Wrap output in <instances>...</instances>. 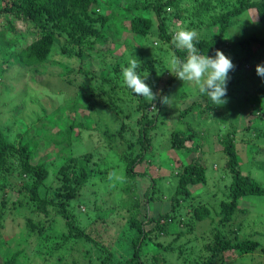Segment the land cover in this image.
<instances>
[{"label":"trees","instance_id":"16d2710c","mask_svg":"<svg viewBox=\"0 0 264 264\" xmlns=\"http://www.w3.org/2000/svg\"><path fill=\"white\" fill-rule=\"evenodd\" d=\"M111 7H114V12L122 14V17L114 15V12L109 13ZM250 10H255L258 21L264 25V0H126L123 6L113 4L110 0L107 4H104V0H0V19L6 23L0 30V35H8L10 48L16 46L14 47L16 51L9 52V56L14 58L15 62L29 68L41 67L49 59L57 43L63 39L61 53L80 60L79 69L76 72L74 68L63 65V72L60 74L62 79L66 78L68 85H72L73 81L68 78L72 73L88 76L94 72L82 69L80 65L84 56L93 52L98 53L96 46L110 39V25L114 26L115 32L114 36L112 35L114 38L121 32L128 31L136 45L131 42H122L119 45V48H123V55L115 58L111 68L106 70L105 76L102 77L100 85L91 90V98L87 106L90 112L102 107L113 111L118 116L121 110L116 104L115 94L117 89L126 87L122 80L121 68L128 66V61L134 58L135 51L136 58L141 62V66L136 71L142 78L147 76L145 81L148 80V83L152 82L151 79H162V75L167 73L164 60L168 52H171L172 56L175 54L181 59L185 58L186 53L171 44L175 26L172 24V18L178 20L183 28L187 26L198 33L202 29L208 33L214 32L213 36L198 34L199 43L197 44L201 53L213 55L215 49L220 50L226 47L225 36L233 26L235 19ZM16 22L32 27L38 35L34 41L21 48H17L16 38L10 36V33L17 28ZM174 28L177 29V27ZM149 38L157 40L155 44L158 46H153L152 49L154 44L150 43L151 47L148 44L145 45L147 49H135L143 41L146 43ZM255 45L257 48H254ZM239 47L241 57L233 63L235 69L229 73L228 87L239 80L237 77L243 75L241 73L246 71V67H255L258 64L259 53L264 50V38L254 35L247 37L239 43ZM164 49L166 51L162 53L164 56L156 57ZM154 54H156L155 58L150 59ZM147 56L151 57L148 59ZM175 78L171 76L165 81L166 84L160 95L168 94ZM129 91L131 92L130 89ZM262 91L264 88L258 90L257 93ZM262 94L264 95V92ZM206 101L208 105L203 109L194 102L182 113L181 118L192 110L199 113L213 112L216 107L210 104L207 97ZM155 102L157 110L163 107L159 98ZM258 102H252L249 106L248 114L252 116L253 122L244 128L245 133L249 135L258 125L264 123V101L262 103L258 100ZM151 103V101L139 99L135 107H132L133 114L140 115V118L136 120V128L126 122L131 119V115L128 114L121 119L115 132L106 131L105 133L109 142L118 139L126 146L119 155L124 169L122 195L126 194L122 196L124 202L121 201L123 203H120L119 207L127 213L124 219L131 229V237L134 236L130 240L131 257L123 255L120 259H117L110 244H105L99 236H94L88 229L77 223L70 210L72 202L82 196V191L88 188L90 180L95 178L99 181L107 177L108 173L115 172L114 168H100V164L92 161L90 152L77 157L69 155L63 157L64 162L59 166L55 175L57 186L52 188L47 181L50 173L44 158L35 162L39 149L38 142L32 138L27 139L29 134L25 132L26 130L18 135L16 142H11L0 127V189L8 188L9 184L4 179L17 173L21 181L19 185H15L14 189L18 197L24 200H19L17 204H14V208L23 207L45 219L60 217L68 230L66 235L51 238L46 235L45 222L26 218L24 228L28 236H40L48 242L53 241L57 246L69 240L85 241L99 251V264H175L183 257L184 251L182 246L176 248L174 244L184 238L187 244L195 242L198 237L192 238L191 233L196 224L200 225L209 221L212 227L209 230L204 228L202 232L208 235L211 242L204 246L205 257L200 264H215L217 257L224 253H236L243 256L259 250L264 254V247L259 241L249 238L232 240L226 236L229 225L234 223L237 214L246 213L245 210L239 209L240 205L247 199L264 197V186L251 175H244L241 172V159L235 140L239 133L237 127L226 129L225 134L218 138V143L222 146V152L226 158L225 175L229 178L231 176V181L224 185L225 190H222L218 206L209 207L201 204L193 208L187 222L184 220V215L178 213L181 205L193 197L190 187L207 183L206 170L197 157L192 162L178 167L177 183L169 200V211L151 215L154 202L162 196V192L156 185L159 178L156 170L154 175L147 172L152 166L149 157L152 139L148 133L156 126L157 121L154 116L149 117L147 113ZM81 126L84 127L82 121H78L59 127V131L52 139L54 149L62 146L63 143L70 145L72 131ZM48 131L49 129L43 128L36 130L40 136L46 135ZM195 135L193 132L190 134L173 132L170 138L171 149L198 152L197 145L186 146L188 141L195 139ZM255 137L264 139V133L255 134ZM243 143L249 144L248 142ZM258 150L259 148L256 151ZM60 152L59 150L58 153ZM46 155L49 156L48 153ZM139 167L143 170H139ZM142 180L147 181L148 186L141 197L137 193L136 186L138 185L136 184ZM213 196L216 197L215 194ZM5 202V199L2 200L0 220L3 216ZM119 207L117 204L115 208L105 210V214H99L100 222L104 221L105 216L109 219L114 213L118 214ZM141 216H143L142 219H140ZM105 225H108V222ZM147 226H151L150 229H146ZM233 232L238 234L239 229ZM166 238H170L167 243L164 241ZM5 244L6 241L0 246V264H18L22 252L17 250L5 254L1 249V247H6ZM172 257L173 261L170 262Z\"/></svg>","mask_w":264,"mask_h":264},{"label":"rangeland","instance_id":"374dc122","mask_svg":"<svg viewBox=\"0 0 264 264\" xmlns=\"http://www.w3.org/2000/svg\"><path fill=\"white\" fill-rule=\"evenodd\" d=\"M107 2L109 0H104V4H107ZM110 2L120 6L126 4V0H110ZM108 12L113 13L114 7H111ZM113 14L122 17V14L117 11ZM5 24V21L0 19V30L3 29ZM172 24L177 27V29L173 27V32L183 27L174 18H172ZM16 27V30L10 33V36L16 38L17 48L30 44L38 36L30 26L16 22ZM186 29L193 30L187 28V26ZM110 32L111 37L109 40L102 42L100 45L97 44L98 53L93 52L83 57L80 67L94 71L92 75L88 76L75 74L79 69L80 60L67 57L61 53L63 39L57 43L55 50L41 67L29 68L20 65L15 62L14 58L9 56V52L16 51L14 48L16 46L10 48L8 35H0V127L5 131L7 139L11 142H16L18 135H21L25 130L29 134L27 139L32 138L38 142L39 149L37 150L38 154L35 156V162H38L42 157L44 158L50 173L47 181L52 188L57 186L55 175L59 166L64 162L63 157L69 155L77 157L90 152L93 158L92 161L100 164V168H114L115 172L108 173L107 177L99 179V181L95 178L90 180L88 188H84L82 196L72 202L70 210L77 223L88 229L94 236H99L105 244H110L117 259H120L123 255L131 257L130 240L134 236L131 237V229H129V225L124 219L127 213L119 207V204L124 202L122 196L126 195H122L123 187L121 188V186H123L124 169L119 155L122 154L126 146L118 139L109 142L105 133L106 131L115 132L121 119L128 114L131 115V119L126 122H129L131 126H135L140 115L133 114L132 107H135L139 99H148L135 96L127 87H122L119 90L117 89L115 94L116 104L121 110L120 115L117 116L113 111L102 107L96 108L93 112L89 111L87 106L89 105L88 100L91 98V90L100 85L102 77L105 76L106 70L111 68L115 58L124 53L123 48H119V45L122 42L135 43L128 31L116 34L117 37L114 38V26L110 25ZM198 34L213 36L214 32L208 33L205 29H202ZM253 35L264 38V25L258 21L255 10H250L235 19L233 26L225 36L226 47H222L220 50L234 63L236 59L241 57L239 43ZM155 41L157 40L149 38L146 43L143 41L135 49H147L145 45L148 44L151 47L150 43L154 44L151 47L153 49V46H158ZM254 48H257L256 45ZM163 52H166L165 49L160 51L157 56L156 53L152 58H150L151 56L147 57L148 59H153L155 56L163 57ZM136 55L135 51L134 56L136 57ZM171 57V52H168L167 58L163 59L167 65L165 67L167 69L163 68L167 71V75H162V79H151L152 82L150 83H148V80L145 81L153 92L159 91L161 93L166 84L165 81L171 76L173 77L168 72L170 71ZM4 61L6 62L4 63ZM261 62H264V50L259 53L258 64ZM63 65L74 68L75 72L68 77L73 81L72 85L67 84L66 78L62 79L60 77L63 72ZM241 74L243 75L237 77L239 80L236 83L229 87L227 85L226 104L218 106L212 104L209 100L210 104L216 107L211 113L210 111L199 113L191 109L192 111L181 118L182 113L194 102L198 103L202 109L206 108L208 104L206 97H201L198 94L194 83L182 82L177 78L173 80L168 94H166V96H169L168 106L163 105L161 109L157 110L154 101L155 108L152 107V104L148 107L149 117L152 115L157 121L156 126L150 129L148 133L152 139V148L149 155L152 166L147 172L154 175L156 170V175L159 176L156 185L162 192L160 199L153 204L151 215L169 211V200L177 183L176 173L178 167L192 162L197 157L206 170L207 183L190 187L193 197L183 203L181 208H177L178 213H182L185 217L184 220L187 222L191 217L190 212L193 208L201 204L209 207L218 206L224 185L231 181V176L229 178L228 175H225L224 164L226 158L222 152V146L218 143V138L220 135L225 134L226 129L232 127H237L239 132L235 140L239 149L242 174L251 175L264 186V139L255 137V134L264 133V123L258 125L250 135L244 131V128L253 122L252 116L248 114L250 104L255 101L259 103L258 100L262 103L264 101V95L262 94L264 91L257 93L258 90H263L264 80L256 74L255 67L252 66L246 67V71ZM105 88L109 90L107 86ZM78 121H82L84 127H78L72 131L70 145L63 143L55 150L52 139L59 131V127ZM222 121L224 122L222 123ZM38 128L49 129V131L46 135L40 136L36 132ZM176 131L184 134H190L191 132L196 134L195 139L188 141L186 146L195 144L198 146V152L171 149V134ZM243 142L249 144L246 145ZM258 148L259 150L256 151ZM59 150L60 153H58ZM47 153L49 154L48 157ZM139 170H143V168L141 167ZM4 180L9 186L0 189V208H2V200H6L3 216L0 220V246L6 241L4 245L6 247H1L3 253L7 254L11 251L20 250L22 256L19 258L18 264H89V262L99 264V251L85 241L69 240L68 242H61L57 246L53 241L48 242L40 236H28L24 228L26 218H32L37 222H45L46 235L51 238L66 235L68 230L60 217L45 219L23 207L18 208L16 206L14 208V204H17L19 200H24L18 197L14 189L15 185H19L21 179L16 173ZM136 185H138L136 186L137 193L142 197L148 182L142 180ZM158 193L160 194V192ZM263 198L247 199L240 205L239 209L245 210L246 213H238L234 223L229 225L226 234L228 238L232 240L249 238L259 241L264 247ZM21 203L23 204V202ZM117 204L119 207L118 214L114 213L109 219L105 216L104 221L100 222L98 215L105 214V210L109 211V209L115 208ZM106 222H108V225H105ZM150 227L147 226L146 229H150ZM210 227L212 225H209V221L200 225L198 223L191 233V237H198V240L187 244L185 243L186 238H184V241L179 240L174 244L176 248L182 246L184 251V255H182L184 258L181 257L175 264H200L202 262L203 257H205L204 246L211 242L208 235L203 234L202 231L204 228L209 230ZM237 228L239 229L238 234L233 232ZM164 241L167 243L170 238H166ZM148 253L151 254V252ZM172 259L173 257L169 261H173ZM223 261V264H264V254L259 250L253 254L243 256L236 253H224L217 257L215 264H222Z\"/></svg>","mask_w":264,"mask_h":264},{"label":"clouds","instance_id":"9594fccd","mask_svg":"<svg viewBox=\"0 0 264 264\" xmlns=\"http://www.w3.org/2000/svg\"><path fill=\"white\" fill-rule=\"evenodd\" d=\"M198 43V33L195 30L183 27L175 30L172 33L171 44L176 49L185 52L186 56L181 59L173 54L168 72L182 82L194 83L198 94L201 97H207L212 104L218 106L226 104L229 73L234 71L235 65L219 49H215L213 55L201 53L197 47ZM140 66L141 62L134 56L129 59L128 66L121 68L124 85L135 96L151 101L153 108H155L153 101L158 98L162 105L168 106L169 96L160 95L159 91L153 92L152 88L145 83L147 76L142 78L136 71ZM255 72L264 80V62L255 66Z\"/></svg>","mask_w":264,"mask_h":264}]
</instances>
